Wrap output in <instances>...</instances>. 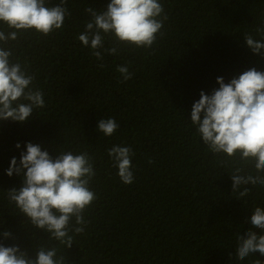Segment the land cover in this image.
<instances>
[{"label":"trees","instance_id":"obj_1","mask_svg":"<svg viewBox=\"0 0 264 264\" xmlns=\"http://www.w3.org/2000/svg\"><path fill=\"white\" fill-rule=\"evenodd\" d=\"M52 6L59 0H47ZM168 19L163 36L150 49L122 44L103 60L78 39L92 7L103 11L110 0H67L70 12L61 29L48 35L16 30L17 41L0 45L35 76L31 87L44 94L45 106L25 122L0 120V242L19 246L34 257L43 246L56 247L65 264H254L260 253L236 257L237 234L258 236L250 217L264 208V187L246 185L236 199L224 154L213 155L190 121L203 90L218 88L264 59L246 45L244 35L262 39L264 0H159ZM0 21V31H13ZM106 35L104 47L115 46ZM103 52V49H101ZM103 64V67L100 65ZM118 65L128 66L124 81ZM114 118L112 136L97 130L99 119ZM39 144L53 157L61 151L87 152L95 176L96 199L84 212L86 227L66 248L36 228L7 197L22 176L9 177L13 157L25 144ZM19 143L21 147L16 148ZM114 145L131 148L134 181L124 184L108 155ZM246 171L255 175L252 166ZM74 224V220L72 221ZM10 231L12 236L4 238Z\"/></svg>","mask_w":264,"mask_h":264},{"label":"clouds","instance_id":"obj_2","mask_svg":"<svg viewBox=\"0 0 264 264\" xmlns=\"http://www.w3.org/2000/svg\"><path fill=\"white\" fill-rule=\"evenodd\" d=\"M67 0L49 6L47 0H0V21L13 31H0V45L17 41L16 30L35 29L48 35L61 29L66 16L70 15ZM91 19L85 24V31L78 39L90 47L97 60H103L104 52L116 55L119 46H135L150 49L168 19L159 0H110L103 11L87 7ZM262 39L245 34L247 47L264 59V29H257ZM106 35H112L115 46L105 48ZM103 49V52L101 51ZM11 49L0 46V120L27 122L34 109L45 106L44 94L30 85L35 76L18 60L13 62ZM103 67V64L100 65ZM117 71L123 80L132 74L126 65H118ZM219 85L210 94L203 90L199 100L192 105L190 121L203 144L213 155L224 154L221 163L229 167L232 192L236 199L249 194L246 185L264 187V72L249 68L227 83L217 77ZM114 118H101L97 130L104 136H112L118 129ZM21 145L16 144L19 149ZM21 151L19 162L10 161L6 174L22 176V186L7 190V197L16 208L30 219L32 225L44 230L66 248L74 243V234H80L86 227L84 212L95 193L90 182L95 176L93 160L89 154L61 151L54 157L39 144L27 142ZM118 169L117 175L124 184L134 181L131 148L114 145L107 150ZM252 166L255 175L246 171ZM74 220V224L72 221ZM253 228L264 233V208L255 207L250 217ZM4 238L12 236L10 231ZM264 256V234L257 235L248 229L244 235L237 234L236 257L244 260L250 254ZM0 264H65V258L58 256L57 248L39 247L35 256L21 251L19 246H5L0 242ZM254 264H264L257 259Z\"/></svg>","mask_w":264,"mask_h":264}]
</instances>
